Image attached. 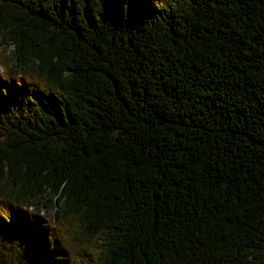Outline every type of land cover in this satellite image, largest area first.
Masks as SVG:
<instances>
[{
  "label": "trees",
  "instance_id": "trees-1",
  "mask_svg": "<svg viewBox=\"0 0 264 264\" xmlns=\"http://www.w3.org/2000/svg\"><path fill=\"white\" fill-rule=\"evenodd\" d=\"M0 264H264V0H0Z\"/></svg>",
  "mask_w": 264,
  "mask_h": 264
},
{
  "label": "rangeland",
  "instance_id": "rangeland-1",
  "mask_svg": "<svg viewBox=\"0 0 264 264\" xmlns=\"http://www.w3.org/2000/svg\"><path fill=\"white\" fill-rule=\"evenodd\" d=\"M41 214H42V216H44V217L46 218L49 214H52V212H49V213H48V212H45V211H44V212L41 213Z\"/></svg>",
  "mask_w": 264,
  "mask_h": 264
}]
</instances>
